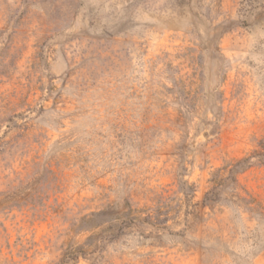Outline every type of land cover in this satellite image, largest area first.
Segmentation results:
<instances>
[{
  "label": "rangeland",
  "instance_id": "obj_1",
  "mask_svg": "<svg viewBox=\"0 0 264 264\" xmlns=\"http://www.w3.org/2000/svg\"><path fill=\"white\" fill-rule=\"evenodd\" d=\"M0 264H264V0H0Z\"/></svg>",
  "mask_w": 264,
  "mask_h": 264
},
{
  "label": "trees",
  "instance_id": "obj_2",
  "mask_svg": "<svg viewBox=\"0 0 264 264\" xmlns=\"http://www.w3.org/2000/svg\"><path fill=\"white\" fill-rule=\"evenodd\" d=\"M207 196H208V195L206 194V195H205V198L203 199V206H206L207 201H209V200H208L209 198H208ZM132 220H133L132 218H129V220H128L129 223H131ZM122 222H123V221H122ZM123 223H124V222H123ZM125 224H126V223H125ZM125 224H124V225H125Z\"/></svg>",
  "mask_w": 264,
  "mask_h": 264
}]
</instances>
